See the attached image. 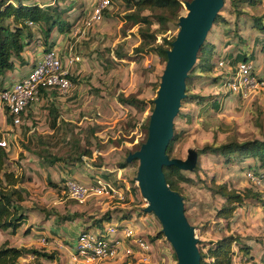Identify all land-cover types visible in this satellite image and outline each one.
I'll return each instance as SVG.
<instances>
[{
  "label": "rangeland",
  "instance_id": "1",
  "mask_svg": "<svg viewBox=\"0 0 264 264\" xmlns=\"http://www.w3.org/2000/svg\"><path fill=\"white\" fill-rule=\"evenodd\" d=\"M72 1L75 2V9L65 15V18L73 22V26L75 24L81 26L90 18L97 0H62L61 3L57 2V5L64 9L69 7ZM182 1L184 3L181 15L184 17L189 12L187 8L189 1ZM25 2L54 6L53 0H25ZM125 3V0H112V7L105 11L102 22L95 26L87 39H80V42L75 45L73 52L80 57V61L71 70V77L76 79V83H72L73 88L68 95H57L54 99L60 114L58 127H53L50 103L46 98H43L30 111V116L26 117L25 122L20 126H10L7 123L8 114L4 104L0 101V141L3 138L7 139L10 145L8 150L11 161L18 162L19 172L26 177L24 188L28 190V197L25 206L31 213L29 221L17 236L0 232V246L8 241L10 245L18 248L34 249L46 254L54 253L57 256L54 261L46 259L37 261L31 259L33 256H29L22 260L23 264H73L71 253L72 249L73 251L76 249L77 236L81 231L97 232L93 229L95 221L102 218L107 212L112 213L113 218L120 221L121 217L127 213H131L132 216L135 213V216H141V212L148 206L140 192L134 193V202L129 201V203L121 204L117 199L102 197L90 199L86 204L80 205L71 200L64 189L66 180H75L88 185L85 182L87 175L85 176L84 173L85 171H94L96 166H105L113 170L111 173L113 175L123 161L117 159L118 153L110 151V149L120 148L126 143H130L134 145L132 148L134 150L146 141V130L144 127L142 128V123L152 115L150 106L148 105L144 111H141L134 107L120 105L117 98L119 95H125L127 97L135 96L147 103L155 100L167 62L155 54H136L135 50L141 45L142 40L138 34L139 27L125 22V16L128 14ZM229 7V1H227L220 13L228 20V23L214 25L208 35V42L213 43L218 36L222 37L224 26L234 28V26L242 25L244 28L253 29L249 20L237 21L236 17L230 13ZM145 14L147 15L149 12ZM157 28L158 25L155 24L153 29ZM169 29L167 36L171 38L178 36L179 26L170 24ZM230 33L234 38L248 41V45L252 46L258 39L257 49L264 45V36L255 38L250 35L247 39H242L240 30H236V28L228 32V34ZM54 34L60 35L59 32ZM216 42V51L218 50L215 57L216 70L212 75L204 76L201 82L192 87L191 94L212 99L209 101L217 100L219 109L210 108L207 114L201 118L198 117L200 108L195 104L182 108L180 111L192 117L190 122H187L186 118H176L175 120L177 132L182 133V136L187 139L181 149L182 159L191 168L199 161L198 171L183 172L196 183V185L181 184L182 197L186 199L184 202L185 213L188 221L196 230L200 241L199 248L205 254L208 244L216 241L214 237L234 234L241 238H247L248 245L251 239L257 240L258 245L251 244L254 246V255L259 257V254L264 252V245H261L264 243V226L258 222L253 223L251 220H255L262 211L258 209V206H254V202H247L248 204L245 203L243 206H248L247 210L243 208L245 210L243 211L244 221L239 215H235L232 221L219 219L217 213L224 206L225 200L220 195H214L208 187L211 186V180L215 179L217 184H228L242 193L246 191L257 193L261 196V201H264V181L260 187H255L248 182L246 174L250 171L247 170L245 164L239 162L227 164L223 158L218 156H207L200 159L196 157L198 150L204 146L224 142L227 135L218 131V125L222 121L234 125L236 136L241 141L264 138V95L244 101L223 86L221 82L227 77V70L217 69V67L219 60L227 59L222 55L219 56V52L227 48L228 44L222 42L221 38ZM73 43L75 41L68 40L66 51L63 50L67 53V59V48ZM158 43H162L161 38ZM247 47L246 45L245 48ZM36 48V45H33L29 51H34ZM43 51V48H40L38 53ZM118 54L125 59H118ZM229 64L231 65L230 62ZM29 68L30 66L28 68L20 66L17 69L25 72ZM19 78L20 74L15 72L8 73L5 77L0 76V93L3 87L10 86ZM212 78H219V81L216 82ZM258 122L261 124L259 125ZM134 123L137 125L136 129L132 128ZM106 137L109 140L103 144ZM123 142L124 144H122ZM82 151L96 152L95 161H92V164L85 163V166L83 162L72 161ZM53 157L61 161L55 166L43 167L41 165L42 158L51 161ZM64 165L67 169L64 168ZM133 165L134 172L137 174L139 162ZM67 170L70 173H67ZM134 178L127 180L129 186L133 184ZM124 205L128 208H125ZM75 213L85 214L82 220L84 222L86 219L89 220L93 226L87 228L79 225V228L74 230V225L65 226L66 223H61L57 219L58 215L63 217ZM148 215L154 216V214ZM154 218L160 225L161 231L160 222L155 216ZM82 220L79 222L81 223ZM47 221H51L50 225L47 228H41ZM135 222L136 219L132 221V226H137L139 229L141 224L137 222L135 225ZM141 222L144 223L143 220ZM48 228L59 230L65 228L66 234L59 240H55L49 234ZM26 230H29L30 233L24 234ZM97 230L100 228L97 227ZM156 236H148L151 242L150 263H143L136 259L134 260L136 264L155 263L152 258V240ZM162 238L165 239L164 244L168 248H172L166 238ZM43 239H46L47 242L43 243ZM54 241H57L60 246L58 247ZM172 250L174 252L173 248ZM234 250L239 253L237 246L234 247ZM173 254L174 259L177 260L175 252ZM237 255L234 258V264H246L241 261L243 255ZM129 263V260L117 259L106 264Z\"/></svg>",
  "mask_w": 264,
  "mask_h": 264
},
{
  "label": "trees",
  "instance_id": "2",
  "mask_svg": "<svg viewBox=\"0 0 264 264\" xmlns=\"http://www.w3.org/2000/svg\"><path fill=\"white\" fill-rule=\"evenodd\" d=\"M61 1L62 0H53L54 6H52L41 5L39 3H28L25 2V0H0L1 77H5L8 73L14 72L17 66L28 65L25 53L28 52L33 45H36L37 48H43L44 52H49L54 49L55 46V43L52 41V35L55 32L70 35L74 24L66 19L65 15H68L70 11L75 9V2L72 1L69 7L63 9L61 6L57 5V2L61 3ZM125 1L128 10V14L125 16V22L139 27L138 34L142 40L141 45L135 50L136 54H155L167 62L168 52L172 50L173 43L177 39V37L171 38L167 36L170 30L169 25L180 27V22L183 18L181 11L184 2L182 0ZM188 1L191 3L194 0ZM227 1H229L230 5L229 11L236 17L235 19L237 21L242 19L249 20V22L252 23L253 29L264 36V0H225V4ZM146 12H149V14L146 15ZM227 23L228 20L226 18L222 15H218L214 25H225ZM155 24L158 25V28L154 30L153 26ZM235 28L236 30L238 29V27ZM159 38L162 39V43H158ZM216 56L217 51L215 44L207 41L201 48L197 63L187 79L186 97L182 101L181 109L196 104L200 108L198 117L201 118L207 114L210 108L219 109V102L217 100L209 101L212 99L191 94V89L197 83L201 82L204 76L212 75L215 72ZM117 57L121 60L125 59L120 54H118ZM241 59L245 60L246 55H243ZM212 79L216 82L219 81V78ZM70 80L72 83H76V79L73 77H70ZM8 87H3L1 93ZM159 88L157 90V95ZM57 95L59 96L56 91L49 94L46 90L42 89L41 97L48 99L50 103V113L53 118L54 128L58 127V123L60 122L59 110L54 102ZM117 99L120 105L134 107L141 111H144L148 105L152 113L155 109V100L147 103L144 100L137 99L135 96L127 97L125 95H119ZM5 108L8 114L7 123L10 126H15L14 117L10 114L9 108ZM29 114H31V112H29ZM150 118L151 116L142 123V128L144 127L146 130V141L149 135ZM177 118H186L187 122L192 120L189 114H183L182 112L179 113ZM258 123L259 125L261 124L260 122ZM132 128L136 129L137 125L134 123ZM218 131L227 135L224 142L204 146L202 149L198 150L196 157L200 159L201 157L218 156L223 158V161L227 164L238 162L240 164L246 163L245 167H247V170L253 172L264 181V138L262 140L241 141L236 136L234 125L225 121L220 122ZM186 140L187 139L182 136V133L177 132L174 125V137L167 150V154L171 159L184 161L181 157V149ZM146 141L138 145L137 148L130 153L134 154L138 152ZM177 146H179L178 150H176ZM52 159L53 160L50 161L47 158H42L43 161L41 165L43 167L55 166L61 161L56 157ZM92 159L93 152L82 151L78 153L72 161L83 162L85 166V163L92 164ZM136 162L138 161H132V163ZM18 165V162L11 161L9 150L0 147V231L8 232L11 236H17L29 219V210L25 206L28 197V190L24 188L26 177L19 172ZM127 166L128 164L126 163L123 164L121 168H126ZM64 168L67 169L66 165H64ZM193 170H199V161H197ZM163 171L167 184L173 191L179 193L181 196L182 183L196 185L193 179L184 175V171L175 166L165 167ZM66 172L70 173L68 170ZM65 182H67V180ZM132 183L136 185V179L133 180ZM208 188L214 195H220L225 200L224 206L217 213L219 219L232 221L238 209L243 207L249 200L261 203L264 207V201H261V196L252 191L242 193L228 184H217L215 179L211 180V186ZM64 189H66L65 186ZM131 192L137 194V192L139 193L140 191L138 187L132 188L130 191L125 190L124 200L118 202L121 204L129 203V194ZM183 200L184 202L186 201L184 197ZM141 214L145 215L148 213H146L144 209ZM84 217L85 214L75 213L63 217L58 215L57 219L61 223H68L74 222L77 219H83ZM131 218L132 214L127 213L123 215L120 220L123 222ZM87 223H89V220L86 219V224ZM110 224H114V218L112 213L107 212L102 218L95 221L94 226H97L100 230H104V227ZM28 233H30V231L26 230L24 234ZM53 237L56 238L55 235H53ZM162 237L165 236L161 230L152 241ZM246 241L247 238L228 234L208 244L205 248L207 249L206 254L199 248L201 264H234V258L237 254L238 256L239 254L243 255L241 260L243 263H252L254 261V257L251 255L252 248ZM236 246L239 248V253H236L234 250ZM29 256H33L37 261H40V259L49 261L57 259L54 253L46 254L34 249L29 250L26 248L13 247L8 241L0 246V264H23L22 260Z\"/></svg>",
  "mask_w": 264,
  "mask_h": 264
},
{
  "label": "built area",
  "instance_id": "3",
  "mask_svg": "<svg viewBox=\"0 0 264 264\" xmlns=\"http://www.w3.org/2000/svg\"><path fill=\"white\" fill-rule=\"evenodd\" d=\"M111 7L112 0H97L90 18L81 26L75 25L72 28L69 40L75 43L67 48V65L57 49L43 51L28 74L15 80L0 94V101L9 108L10 114L14 117L15 126L22 125L25 118L29 116V112L41 102L42 89L49 94L56 91L60 96L70 93L73 88L70 80L71 70L80 61V57L73 52L74 47L80 39H87L91 35L95 26L102 22L105 11ZM218 68L227 70V77L221 82L223 86L241 100L248 101L264 95V76L259 75L250 62H239L233 67L229 61L221 59L218 62ZM0 147L10 148L7 139L3 138L0 141ZM246 178L255 187L262 185L260 177L253 172H248ZM65 187L68 197L80 205L86 204L93 198L124 200V191L105 178H100L90 185L67 180ZM136 187H138L137 182ZM133 220L132 218L110 224L104 230H96L97 232L81 231L77 236L76 249L72 250V263L106 264L117 259L127 261L132 258H141L143 263H150L151 242L138 233L136 226H132ZM46 242V239H43V243ZM55 243L58 242L55 241ZM57 246L59 247L60 244ZM31 259L35 258L31 257Z\"/></svg>",
  "mask_w": 264,
  "mask_h": 264
},
{
  "label": "water",
  "instance_id": "4",
  "mask_svg": "<svg viewBox=\"0 0 264 264\" xmlns=\"http://www.w3.org/2000/svg\"><path fill=\"white\" fill-rule=\"evenodd\" d=\"M224 6L225 0L187 3L188 15L181 19L179 34L168 52L167 66L150 118L148 139L138 152L129 156L130 162H139L136 182L148 203L145 212L154 214L160 222L178 264H201L200 241L186 217L183 197L167 184L163 169L175 166L187 171L196 166L191 168L185 161L171 159L167 150L186 97L187 79Z\"/></svg>",
  "mask_w": 264,
  "mask_h": 264
},
{
  "label": "crops",
  "instance_id": "5",
  "mask_svg": "<svg viewBox=\"0 0 264 264\" xmlns=\"http://www.w3.org/2000/svg\"><path fill=\"white\" fill-rule=\"evenodd\" d=\"M215 28V27H214ZM221 29V28H219ZM229 29V30H228ZM235 30V26L234 28H232L231 26H224L222 28V37H219L215 39V41H213V43L216 45V40L220 39L222 40V42H225L228 44L227 48H225L224 50H222L221 52H219V56L222 55V57H225L226 60H228L231 65L234 67L236 66V64H238L239 62H250L252 64V66L254 67L255 71L261 75L264 76V45L257 49L256 45H257V41L256 40L254 46L252 45H248V41H242L241 39H236L234 38L233 34L230 33L228 34V32ZM238 30H240V34L241 37H243L242 39H247L248 36L252 35L255 38L261 37L263 35L259 34L255 29H248V28H244V26H240L238 27ZM255 30V31H254ZM52 41L55 43L54 48L57 49L60 54L61 57L63 58L64 62L67 61V53L63 52V50L65 49L66 51V45L67 42L69 40V34H53L52 35ZM264 42V41H263ZM248 46L247 48H245V46ZM40 48H36L34 51H28L25 53V58L28 62V65H24L25 67H29V69L25 70V72H21L18 71V67L17 66L15 69V73H19L20 74V78L24 77L26 74H28V72L32 69L35 61L38 59V57L41 55V52L38 53ZM218 51V50H217ZM35 55V56H34ZM243 55H246V59L242 60L241 58L243 57ZM36 57V58H34ZM68 62V61H67ZM67 65V63H66ZM9 74H13V72H10ZM109 140V138H104V141L102 142L107 143ZM101 141V140H100ZM124 144V142L122 143ZM134 147V145L130 144V143H126L125 146H121L120 148H112L110 149V151H115L117 152V159L119 158V160H122V165L123 164H128V166L126 168H121V166H118L116 168V172L112 175L111 173H113V170H110L107 167H95L94 171H85V176H86V184L90 185L93 184L94 182H96L98 179L100 178H105L107 180H110L112 182H114L116 185H118L119 188H121V190L125 191V190H132V188H135L136 185L131 184L129 186L128 183V179L130 178L132 180V178H134V180L136 179V173L134 172V163L129 161V156L131 155V151L133 150L132 148ZM95 153H93V159L92 161H95ZM100 153H102L100 151ZM126 162V163H125ZM246 165V163H245ZM109 172V173H108ZM112 175V176H111ZM129 199L131 202H134V193H130L129 194ZM248 202H254V206H258L259 210L262 211L260 214H258L254 219H252L251 221L253 223H261L262 226H264V207L262 205H257L259 203L252 200H249ZM248 204V203H247ZM126 205H124L125 207ZM125 208H128L127 206ZM243 208L245 210L248 209V206L245 207H241L240 209H238L236 215H239V217L241 216L243 218L244 221V212L245 210H243ZM136 214V213H135ZM132 216L133 219H136V223L139 222V224H141L140 228L138 230V233L140 235L145 236L146 238H148V236L154 237L156 235L159 234L160 232V225L158 224V222H156V220H154V216H149L147 215H141V216ZM31 213L29 212V219H30ZM143 216V217H142ZM131 218V219H132ZM28 219V221H29ZM82 219H77L74 222H68L65 224L66 225H74V230H76L77 228H79V225H82V227H92V223L89 222L87 224H82V223H86L82 220V222L80 223L79 221H81ZM141 220H143L144 223L141 222ZM121 221V220H120ZM119 219H114V223H119L120 222ZM51 221H47V223L41 227V228H47L48 225H50ZM122 222V221H121ZM49 229V234L51 235L52 238H54L55 240H59L60 237H62L64 234H66L65 228H60L56 229V228H48ZM93 229L96 231L97 230V226H94ZM81 231V230H80ZM3 232V231H0ZM8 233V232H6ZM43 234H47V233H43ZM53 235L56 236L53 237ZM217 241V239L219 240L221 238V236L219 237H214ZM149 239V238H148ZM62 240V239H61ZM65 240V238H64ZM165 239L164 238H159L156 239L155 241L152 242L153 244V254H152V258L154 259L153 261L155 262L154 264H178V261L174 259V252L172 250V248H168V246L166 244H164ZM55 242V241H54ZM249 246L252 248L251 251V255L254 257V261L252 262L253 264H264V252L262 254V252L259 254V257H256L253 253V248L254 246H252L251 243H255V245H258L257 240H252L248 242ZM261 245H264V243ZM13 246V245H11ZM13 247H17V246H13ZM18 248V247H17ZM73 250V249H72ZM72 254V253H71ZM238 256V255H237ZM136 259H130L129 260V264H136L135 261ZM140 260V258H139ZM139 263V262H138ZM250 263V264H252Z\"/></svg>",
  "mask_w": 264,
  "mask_h": 264
}]
</instances>
